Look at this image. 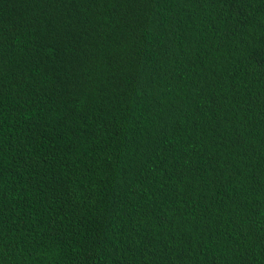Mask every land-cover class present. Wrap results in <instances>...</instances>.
<instances>
[{"label":"trees","instance_id":"trees-1","mask_svg":"<svg viewBox=\"0 0 264 264\" xmlns=\"http://www.w3.org/2000/svg\"><path fill=\"white\" fill-rule=\"evenodd\" d=\"M0 264H264V0H0Z\"/></svg>","mask_w":264,"mask_h":264}]
</instances>
